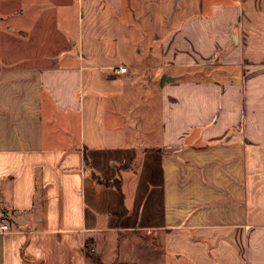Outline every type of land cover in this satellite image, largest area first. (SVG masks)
<instances>
[{"label":"crops","instance_id":"obj_1","mask_svg":"<svg viewBox=\"0 0 264 264\" xmlns=\"http://www.w3.org/2000/svg\"><path fill=\"white\" fill-rule=\"evenodd\" d=\"M0 222V264H264V0H0Z\"/></svg>","mask_w":264,"mask_h":264},{"label":"trees","instance_id":"obj_2","mask_svg":"<svg viewBox=\"0 0 264 264\" xmlns=\"http://www.w3.org/2000/svg\"><path fill=\"white\" fill-rule=\"evenodd\" d=\"M93 178H94V180H96L97 182H99L105 186H114L118 190H120V187L118 185V181L106 182V181L101 180L99 177H97L94 174H93ZM85 254H86L87 260L89 261L90 264H104L102 262L101 258L99 257V255L95 252V249L93 247L91 240H88L86 242ZM117 264H123V263H117Z\"/></svg>","mask_w":264,"mask_h":264},{"label":"rangeland","instance_id":"obj_3","mask_svg":"<svg viewBox=\"0 0 264 264\" xmlns=\"http://www.w3.org/2000/svg\"><path fill=\"white\" fill-rule=\"evenodd\" d=\"M137 87L139 88L138 90V92H139V94L140 95H143V96H145L146 98H145V100L147 99V98H149L150 97V94H151V92L149 91V85H148V83H147V80L144 78V79H140V80H138V82H137ZM145 89V91H143L142 92V89ZM152 91V90H151ZM138 111V110H137ZM137 111H136V113H137ZM176 264H180V263H177L176 262Z\"/></svg>","mask_w":264,"mask_h":264},{"label":"built area","instance_id":"obj_4","mask_svg":"<svg viewBox=\"0 0 264 264\" xmlns=\"http://www.w3.org/2000/svg\"><path fill=\"white\" fill-rule=\"evenodd\" d=\"M121 72L125 73L127 72V68L126 67H122L120 69ZM11 230V227L8 223L6 222H0V234H6L9 233Z\"/></svg>","mask_w":264,"mask_h":264},{"label":"water","instance_id":"obj_5","mask_svg":"<svg viewBox=\"0 0 264 264\" xmlns=\"http://www.w3.org/2000/svg\"><path fill=\"white\" fill-rule=\"evenodd\" d=\"M165 80H166V78L164 77L163 80H162V84L165 83Z\"/></svg>","mask_w":264,"mask_h":264}]
</instances>
